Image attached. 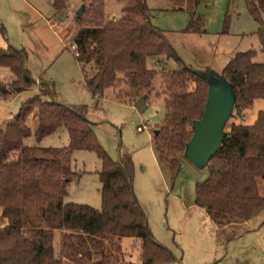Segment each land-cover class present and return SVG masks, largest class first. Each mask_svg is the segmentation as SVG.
<instances>
[{
  "label": "trees",
  "instance_id": "1",
  "mask_svg": "<svg viewBox=\"0 0 264 264\" xmlns=\"http://www.w3.org/2000/svg\"><path fill=\"white\" fill-rule=\"evenodd\" d=\"M50 1L54 16L67 6V0ZM82 1L70 47L89 71L87 88L94 96L108 92L132 105L141 96L146 101L159 78L165 116L154 133L156 152L176 174L193 122L202 117L207 81L178 56L167 34L151 24L144 0H126L115 20H106L104 0ZM171 1L192 13L201 0ZM244 3L257 24L254 35L263 60L256 61L254 49L237 51L217 74L234 92L230 118L242 116L255 100L264 99V0ZM193 17L185 33L203 31L199 18ZM151 57L159 69L150 66ZM0 67L11 75L9 82H0V98L37 88L13 118L0 125V264H179L148 228L133 192L128 158L115 161L107 155L96 140L94 124L83 113L85 107L59 101L51 81H35L23 49L0 47ZM60 128L68 134L66 146L39 145ZM74 150L91 151L100 161L99 209L63 200L65 186L79 175L71 167ZM207 169L208 177L195 185V204L216 225L245 222L264 209L259 184L264 181V110L249 124L226 122ZM124 237L139 239V262L123 260Z\"/></svg>",
  "mask_w": 264,
  "mask_h": 264
},
{
  "label": "rangeland",
  "instance_id": "2",
  "mask_svg": "<svg viewBox=\"0 0 264 264\" xmlns=\"http://www.w3.org/2000/svg\"><path fill=\"white\" fill-rule=\"evenodd\" d=\"M151 24L163 30L178 56L201 75L219 74L228 58L237 51L254 49L256 61L263 60L254 35L257 24L249 15L244 0H201L190 13L171 0H144ZM126 0H104L106 20L121 14ZM82 0H67L66 8L53 15L50 0H0V47L12 46L26 53L30 76L53 83L56 98L68 106L85 107L86 119L93 123L96 140L113 160L127 157L132 169L134 195L142 207L154 240L165 247L179 264H264V209L245 222L216 225L207 212L195 204V185L208 177L207 166L199 168L184 153L180 169L173 174L158 159L154 131L164 123V95L159 78L145 101L143 110L117 100L111 93L94 96L86 86L88 70L75 58L70 40L77 30L76 12ZM192 14V15H191ZM199 18L202 32L185 33L192 18ZM153 59L149 58L151 67ZM172 68L173 63L168 62ZM11 75L0 67V82ZM30 91L0 98V125L13 118L20 103L35 93ZM264 99H258L243 115L229 117L228 123L249 124ZM32 139L26 140L28 144ZM68 134L60 128L45 136L41 146L64 147ZM72 170L79 175L65 186L64 202L86 204L99 209L100 161L88 150H74ZM264 195V181L259 180ZM59 232L54 233L58 247ZM123 260L139 262L140 241L120 240Z\"/></svg>",
  "mask_w": 264,
  "mask_h": 264
},
{
  "label": "water",
  "instance_id": "3",
  "mask_svg": "<svg viewBox=\"0 0 264 264\" xmlns=\"http://www.w3.org/2000/svg\"><path fill=\"white\" fill-rule=\"evenodd\" d=\"M76 13L80 15L82 8ZM201 77L208 83L205 107L202 117L193 122V133L184 150V156L199 168L207 166L217 152L234 104L232 87L221 76L213 74ZM134 106L140 111L143 110L145 97H139ZM154 133H157V130Z\"/></svg>",
  "mask_w": 264,
  "mask_h": 264
}]
</instances>
